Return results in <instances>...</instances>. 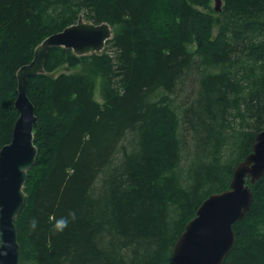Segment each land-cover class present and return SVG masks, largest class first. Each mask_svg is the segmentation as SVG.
Instances as JSON below:
<instances>
[{
  "label": "trees",
  "instance_id": "16d2710c",
  "mask_svg": "<svg viewBox=\"0 0 264 264\" xmlns=\"http://www.w3.org/2000/svg\"><path fill=\"white\" fill-rule=\"evenodd\" d=\"M209 8L210 0H0V149L18 116L16 72L34 49L81 12L113 33L112 55L50 48L45 73L28 81L37 154L16 219L21 264H172L198 206L229 188L264 129V0H222L219 17ZM85 60L91 72L50 75ZM193 82L179 116L173 97ZM158 89L167 95L150 102ZM225 150L233 159L223 160ZM250 188L223 264H264V176ZM70 211L75 218L55 231Z\"/></svg>",
  "mask_w": 264,
  "mask_h": 264
},
{
  "label": "water",
  "instance_id": "95a60500",
  "mask_svg": "<svg viewBox=\"0 0 264 264\" xmlns=\"http://www.w3.org/2000/svg\"><path fill=\"white\" fill-rule=\"evenodd\" d=\"M221 12L222 0H214ZM112 37L106 23L77 22L46 37L35 49L32 60L16 72L18 114L11 141L0 149V264H21L16 219L23 208V187L33 167L37 149L33 129L37 122L35 107L27 96L29 79L45 73L44 61L50 48H64L77 56L98 54ZM264 176V129L257 133L251 152L232 173L229 188L209 195L185 225L171 251L172 264H223L236 241L233 225L248 213L253 194L250 186ZM248 181V183H247Z\"/></svg>",
  "mask_w": 264,
  "mask_h": 264
},
{
  "label": "rangeland",
  "instance_id": "374dc122",
  "mask_svg": "<svg viewBox=\"0 0 264 264\" xmlns=\"http://www.w3.org/2000/svg\"><path fill=\"white\" fill-rule=\"evenodd\" d=\"M214 2H215L214 0H210V8L209 9L211 10L212 14L215 17H219V14L217 12H215V10L213 8L214 7ZM201 10L204 11V12H207V10H204V9H201ZM83 14L84 13L81 12L79 14V16H81L82 17V20L84 22H86V20L83 18ZM217 32H218V26L217 25H214L213 26V29H212L213 35H216ZM112 35H113V33H112ZM104 51L107 52L110 55H112V52H113L112 49L109 48V46H106V43H105L104 49L100 53H98V54H101ZM87 61L88 60H85V61L81 62L80 64H78L74 68H70L66 64H63L62 66H60L59 68H57L56 70H54L50 75L55 78L59 74H79V73H88V72H91L92 66L89 63H86ZM196 90H197V85L194 84V82H193L191 85H188L187 86V89L184 88V90H183L182 93L179 92V94L177 96H174L173 97L174 98V101H173L174 105L173 106L175 107V110H176V112H177V114L179 116L181 115V107H182V104L185 103V102H187V100H190L194 96ZM192 92H193V94H192ZM166 95H167V92L165 90L158 89L154 94H152L151 96H149V101L150 102H156L160 98H162V97H164ZM95 99L97 100V102L99 104H102L103 103V100L100 97L99 84L96 85ZM236 124L237 125H235V129H237V132H239L238 131L239 130L238 129L239 128L238 127V123H236ZM224 155H225V157L223 158V160L224 159L225 160H227V159H233V157H234V156H232L231 151H228V150H225ZM190 158L191 157L189 156L188 159H190ZM188 159L184 162V164L182 166L183 168L186 167L187 162L189 161ZM181 181L183 182V179H181Z\"/></svg>",
  "mask_w": 264,
  "mask_h": 264
},
{
  "label": "clouds",
  "instance_id": "9594fccd",
  "mask_svg": "<svg viewBox=\"0 0 264 264\" xmlns=\"http://www.w3.org/2000/svg\"><path fill=\"white\" fill-rule=\"evenodd\" d=\"M69 217L72 219L75 218V213L70 211L68 216H61L55 220V223L53 225V228L55 231L60 232L63 231L66 227H68L69 224ZM31 226L35 228L37 226V221L33 219Z\"/></svg>",
  "mask_w": 264,
  "mask_h": 264
},
{
  "label": "bare ground",
  "instance_id": "6f19581e",
  "mask_svg": "<svg viewBox=\"0 0 264 264\" xmlns=\"http://www.w3.org/2000/svg\"><path fill=\"white\" fill-rule=\"evenodd\" d=\"M214 8V7H213ZM87 23H89V22H87ZM103 24V23H102ZM89 55H92V54H89ZM77 56V55H76ZM23 190V189H22ZM24 193V192H23ZM25 195V194H24Z\"/></svg>",
  "mask_w": 264,
  "mask_h": 264
}]
</instances>
